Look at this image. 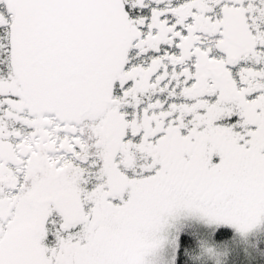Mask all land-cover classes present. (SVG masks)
I'll use <instances>...</instances> for the list:
<instances>
[{
    "label": "snow or ice",
    "instance_id": "1",
    "mask_svg": "<svg viewBox=\"0 0 264 264\" xmlns=\"http://www.w3.org/2000/svg\"><path fill=\"white\" fill-rule=\"evenodd\" d=\"M0 264H264V0H0Z\"/></svg>",
    "mask_w": 264,
    "mask_h": 264
}]
</instances>
